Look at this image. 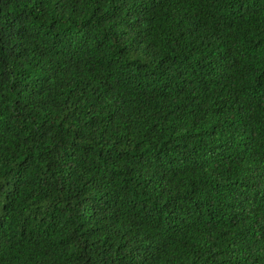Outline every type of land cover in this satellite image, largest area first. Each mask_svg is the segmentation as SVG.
I'll return each instance as SVG.
<instances>
[{
	"label": "trees",
	"instance_id": "16d2710c",
	"mask_svg": "<svg viewBox=\"0 0 264 264\" xmlns=\"http://www.w3.org/2000/svg\"><path fill=\"white\" fill-rule=\"evenodd\" d=\"M0 264H264V0H0Z\"/></svg>",
	"mask_w": 264,
	"mask_h": 264
}]
</instances>
